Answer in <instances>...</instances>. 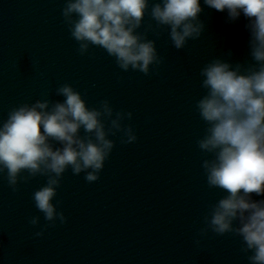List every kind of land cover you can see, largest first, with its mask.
Returning a JSON list of instances; mask_svg holds the SVG:
<instances>
[{"label": "water", "instance_id": "1", "mask_svg": "<svg viewBox=\"0 0 264 264\" xmlns=\"http://www.w3.org/2000/svg\"><path fill=\"white\" fill-rule=\"evenodd\" d=\"M66 2L0 0V123L21 104L62 100L55 90L67 83L89 108L108 100L116 111L132 112L124 124L138 139L122 144L119 133L109 136L115 148L97 182L71 169L64 174L56 199L67 223L47 227L42 237L35 233L47 222L32 195L47 178L13 192L0 175V264H249L252 253L242 251L240 237L200 236L205 215L226 193L207 184L202 163L212 156L197 141L208 125L195 108L206 94L199 74L205 64L253 63L247 21L230 22L202 4L200 39L178 51L146 14L138 33L155 40L164 63L158 75L145 76L122 71L100 47L81 56L62 16ZM158 2L150 0L149 13ZM34 216L38 227L29 223Z\"/></svg>", "mask_w": 264, "mask_h": 264}, {"label": "clouds", "instance_id": "2", "mask_svg": "<svg viewBox=\"0 0 264 264\" xmlns=\"http://www.w3.org/2000/svg\"><path fill=\"white\" fill-rule=\"evenodd\" d=\"M202 4L226 13L230 22L241 17L247 21L253 63L245 66L215 58L199 73L206 94L195 108L208 127L197 144L212 156L202 168L208 186L226 193L205 215L200 236L211 231L240 237L242 251L252 253L249 264H264V0H159L150 13V0H67L62 16L81 56L92 46L100 47L122 71L150 76L159 74L164 60L155 40L138 33L145 15L150 14L156 29L168 30L179 51L204 31L199 18ZM147 30L155 31L151 25ZM55 94L63 99L13 107L0 123V175L12 191L37 176L47 178L32 195L47 222L36 237L57 222L67 223L56 197L69 169L75 176L83 174L88 183L97 182L115 148L109 136L119 133L122 144L138 139L134 128L124 124L133 118L132 112L116 111L108 100L89 108L67 83ZM82 129L86 136H81ZM253 193L261 199H254ZM29 223L38 227L40 217Z\"/></svg>", "mask_w": 264, "mask_h": 264}]
</instances>
